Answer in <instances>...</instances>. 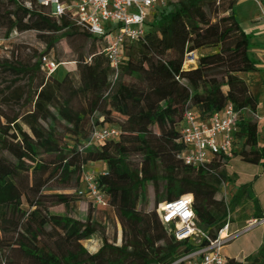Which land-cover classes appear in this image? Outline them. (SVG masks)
<instances>
[{"label":"trees","instance_id":"1","mask_svg":"<svg viewBox=\"0 0 264 264\" xmlns=\"http://www.w3.org/2000/svg\"><path fill=\"white\" fill-rule=\"evenodd\" d=\"M235 1L176 0L158 8L146 22L144 40L124 47L112 80L105 39L77 26L69 12L54 16L37 0L29 6L0 0L3 37L35 31L45 47L34 62L36 54L0 63L14 77L6 86L9 94L0 92V264H173L205 242L176 240L159 219L157 205L183 195L192 197L198 226L210 238L244 201L253 218H264L248 183L237 186L227 202L216 197L226 156L211 166L213 173L178 157L186 147L180 133L185 107L206 119L231 104L239 113L229 154L251 164L263 160L257 123L243 115L255 110L257 99L240 74L254 70L255 61ZM79 34L100 41L101 50L93 46L87 55L79 53L63 81L47 75L41 57ZM206 48L212 51L200 55L195 68L182 69L187 51ZM103 124L117 127L119 139L84 146L92 129ZM99 161L105 169L95 177L107 201L92 205L109 202L121 237L118 244L103 240L89 252L82 241L97 231L90 212L85 220L56 216L49 206L75 200L46 191L56 180L62 189H80L85 165ZM224 264H264V245L244 261L226 257Z\"/></svg>","mask_w":264,"mask_h":264},{"label":"built area","instance_id":"2","mask_svg":"<svg viewBox=\"0 0 264 264\" xmlns=\"http://www.w3.org/2000/svg\"><path fill=\"white\" fill-rule=\"evenodd\" d=\"M174 1L176 0H37L39 4L49 7L52 15L60 16L69 12L71 20L77 26L92 36L105 39L103 52L112 71V80L117 76L123 62L124 47L144 40L146 22L150 16L158 8ZM4 40L6 38L0 36V45ZM197 61V51H187L183 57L182 69L195 68ZM59 65L60 63L46 55L41 57V69L47 75L52 74ZM238 113L233 105L228 104L223 110L201 119L194 109L186 106L180 127L181 139L186 147L178 157L189 166L213 173L211 166L220 155H228L233 145ZM119 137L120 130L117 127L103 124L92 129L84 146L117 140ZM82 182V187L78 190L79 195L87 197L93 205H106V195L98 189L94 172L84 169ZM156 212L162 224L169 228L176 240L191 239L196 244L205 241L173 264H224L226 257L222 254V247L238 235V232L229 231V216L217 237L210 238L207 232L198 226L190 195L163 201L157 205ZM262 221L263 219H251L246 229Z\"/></svg>","mask_w":264,"mask_h":264},{"label":"rangeland","instance_id":"3","mask_svg":"<svg viewBox=\"0 0 264 264\" xmlns=\"http://www.w3.org/2000/svg\"><path fill=\"white\" fill-rule=\"evenodd\" d=\"M25 5H30V0H20ZM255 5L261 10V18L264 21V8H262V4L259 0H253ZM4 30L0 28V36L3 37ZM35 31H24V32H14L11 34L9 38H6L4 42L0 45V63L3 60H8L10 62H14L17 60H24L30 58L33 54H36V57H33L31 62L38 60L40 54L44 52V44L37 38ZM100 41H96L93 43L92 40L87 39L83 35H75L68 39H62L58 43H56L55 47L47 54V56L54 60L55 62L61 63L57 69L52 73L51 76L58 79L59 81H63L67 75V71L73 68L72 64H68L73 62L76 59V56L79 53H84L87 55L88 51L94 46L97 50H101ZM212 51V49L206 48L202 50H198V57L203 54H208ZM242 74H240L242 78ZM258 76V74H256ZM46 76V75H45ZM19 79V78H18ZM112 79V78H111ZM14 80L8 72H5L2 68H0V92L6 91L5 94H9V91L6 90V86ZM19 86L24 84V81L21 79L18 81ZM117 120H121L119 117H116ZM132 161H137L139 159L138 155H131L129 157ZM229 166L225 167V162L219 168L221 172L224 173L222 177V183L220 185L219 191L217 193V198H222L224 202H227L230 199V196L233 194L234 184H235V172H231L234 168L231 167L230 163L227 162ZM226 168V169H225ZM84 169L94 172V174H99L104 171L105 164L103 162H96L95 165H85ZM59 181H53L48 184V193H57V194H71L74 198V202L70 203L67 207L63 204L52 205L49 206V211L56 215H70L72 217L79 218L81 220H85L87 212H90V215L93 220L97 222V231L90 238L82 241V244L89 252H95L99 246L101 245L103 240H107L110 242H116L117 244L120 242L121 237V227L116 218V214L114 209H112L111 205L106 207H96L93 206L92 203L88 200L87 197L78 194V189H62L59 187ZM148 190V209H152L154 206L153 202V188L151 184L147 186ZM249 205L246 201H244L233 213H231V225L233 229H237L233 232H238V235L229 243L225 244L222 247V254L227 256H236L237 258L242 257V253L240 252L241 245L244 240L249 237L255 236L259 230V226L256 225L255 228H251V231H245V227L239 226V230L237 228V224L240 221H244L247 219H252V215L249 212ZM253 255V254H252ZM251 256V255H250ZM247 258V257H246ZM245 258V259H246ZM243 259L242 261H244Z\"/></svg>","mask_w":264,"mask_h":264},{"label":"crops","instance_id":"4","mask_svg":"<svg viewBox=\"0 0 264 264\" xmlns=\"http://www.w3.org/2000/svg\"><path fill=\"white\" fill-rule=\"evenodd\" d=\"M259 1L262 4V8H264V0ZM234 11L241 28L251 36L249 40V51L251 57L255 61L254 70L243 73L242 78L248 84L251 94L256 97L257 105L254 111L245 109L243 115L257 123V144L259 148L263 150L264 154V21L261 18V10L258 9L253 0H236ZM256 74H258V76ZM236 146H238V144H236L235 147ZM224 162L225 167L229 166L227 163L229 162L231 164L230 166L234 168L231 171L235 172L234 190L237 186L248 183L252 195L256 199L261 212L264 214V157L261 162L251 164L242 161L236 155L228 154ZM95 163L96 162H91L90 164L94 166ZM262 219L263 221L257 224L260 228L256 235L247 238L241 245L240 252L242 253V257H232L242 261L246 257L257 252V250L264 245V218ZM250 220L251 219L240 221L239 223H241V225L237 224L238 230L239 226L245 227L246 229ZM255 227L256 225L251 228ZM251 228L245 231H251ZM235 230L237 229H233L230 223L229 231L233 232ZM224 256L230 257L227 255Z\"/></svg>","mask_w":264,"mask_h":264}]
</instances>
